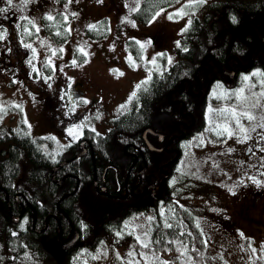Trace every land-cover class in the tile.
Segmentation results:
<instances>
[{"label": "trees", "instance_id": "1", "mask_svg": "<svg viewBox=\"0 0 264 264\" xmlns=\"http://www.w3.org/2000/svg\"><path fill=\"white\" fill-rule=\"evenodd\" d=\"M175 1L177 0H143L134 13V18L140 23H148L160 9ZM209 8L210 11L203 19L192 20L178 50V60L169 68L155 73L139 87L131 109L114 119L105 134L95 133V141L100 144L99 149H96L97 159L108 155V146L103 145L108 141L112 143L111 157H124L123 147L144 142L143 133L146 128L152 126L156 115L163 116L168 113L170 117L177 119L176 114L179 112L172 105L174 101L180 98L179 105H185L187 108L192 102L188 93L191 84L189 80H201V87L205 89L208 97L200 98V116L203 117L200 121L203 123L199 122V125L187 134V141L208 126L206 114L209 101L223 100L220 95L218 98L212 97L214 87L225 88L232 84L228 99L234 102L247 82L244 80L245 74L248 80L264 83V0H216ZM67 25L65 15L59 13L54 19H46V32L57 41L65 42L70 37ZM87 32L94 38L108 35V19H103L97 28ZM203 63L215 64V69L207 72L214 78L204 81V69L196 74L199 64ZM232 63H236V68L232 69L236 72L233 80L229 79L228 74L222 75L223 69L218 66L221 64L229 71ZM244 64L249 65L247 73L243 71ZM214 72L220 74L216 76ZM255 73L261 75H254ZM201 87L197 88L198 92ZM14 112H18V107L0 106V258L3 264H79L83 256L96 253L103 246L112 250L123 249L122 264H207V235L196 213L180 198L181 194L178 195L173 190L170 175L164 181L162 201L150 206L128 209L124 204L110 200L107 204L104 201L99 202L98 199L95 206L102 211L100 216L94 217L96 228L91 230L90 234L89 230L86 231L85 237L69 249L63 250L59 240L60 232L62 231L63 238H66L75 226V198L70 194L61 200V196L65 192H73L75 183L60 186L58 182L65 172L75 173V167L70 162L63 166H58L60 162L53 163L56 158L52 153L45 151L44 138H34L25 122L21 121L17 128L4 125L3 119ZM69 151L71 150L65 152L64 157H68ZM146 153L148 151L145 152L147 158ZM166 154H160L161 167L168 160ZM57 159L60 161L64 158ZM152 167L150 162L147 172L151 171ZM162 178L163 173H160L159 182ZM85 182L87 184L88 180ZM5 191L10 192L11 203L15 201V192H23L31 208L30 232L24 230L22 234L16 235L11 230L12 217L19 215L21 211L20 208L10 209ZM107 206L108 211L103 210ZM61 209L69 217L68 220L63 219L60 225L51 220L52 229L48 231V236L33 232L35 213L38 217V227L41 217V224H44L46 216L59 213ZM148 214L152 216L150 231L144 235V244L148 247H143L144 244L138 241L135 234L128 232V223L140 215ZM23 218L22 224L26 222L25 216ZM123 232L125 235L121 236ZM49 244L61 248V258L46 249L45 246ZM261 244V255L264 256V243Z\"/></svg>", "mask_w": 264, "mask_h": 264}, {"label": "rangeland", "instance_id": "2", "mask_svg": "<svg viewBox=\"0 0 264 264\" xmlns=\"http://www.w3.org/2000/svg\"><path fill=\"white\" fill-rule=\"evenodd\" d=\"M213 1L216 0H177L143 24L134 18L143 0H127L129 19L119 20L109 10L108 35L94 38L87 30L97 28L102 21L103 0L93 6L84 1L79 6L69 0H47L45 19L64 14L70 37L65 42L57 41L46 30L41 31L36 17L38 33L31 39L28 59L32 71L25 74L12 62L3 73L0 71V106L18 107V112L8 114L2 123L17 128L23 121L34 138H45L43 144L63 151L57 130H49V125L59 123L63 129L69 125L63 124L53 111L52 95L59 84L63 93L78 84L85 99L95 96L100 100L103 119L111 115L109 121L95 125L97 132L105 134L114 119L131 109L139 87L178 60V50L192 20L203 19ZM220 108L209 110L206 129L186 143L177 176L183 186L180 198L196 213L207 235V264H264V217L241 216L240 203L245 199L232 191V163L221 155L236 135L264 133V83L247 80L234 103ZM248 115L253 119L248 120ZM241 127L246 131L242 132ZM220 191L226 197L222 198ZM232 200L239 208L234 209ZM151 219L149 214L140 215L128 223V232L142 244L150 231ZM46 249L62 257L59 246L49 244ZM123 253V249L103 246L78 263L122 264Z\"/></svg>", "mask_w": 264, "mask_h": 264}, {"label": "flooded vegetation", "instance_id": "3", "mask_svg": "<svg viewBox=\"0 0 264 264\" xmlns=\"http://www.w3.org/2000/svg\"><path fill=\"white\" fill-rule=\"evenodd\" d=\"M69 1L79 6H81V2L84 1L93 6L102 0ZM103 1L105 2V6L101 8V17L103 19H108L110 23L109 10L118 17L119 20L129 19L127 15V0ZM46 3L47 0H12V3L8 4L7 0H0V9H5V11H0V71H2V73L5 69H8L10 62H12L14 67L19 66V69L25 74L32 71L31 66L28 64L31 53L30 43L32 42L31 39L33 38V34L38 33L35 26L36 17L39 18L41 31L44 32V30H47L46 19L44 17L46 13ZM57 14H55V16ZM235 64L236 63H232L229 66L231 67L229 71L223 68L221 64L218 66L219 69H223L221 71L222 75L228 74L229 79L233 80L236 77V72L232 70L236 68ZM199 65L196 74H199L200 70L204 69V81H206L207 78H214L213 75L210 76L207 72L215 69V64L208 65V63H203ZM248 68V64L243 65L244 73L248 72ZM214 73L216 76L220 74L218 72ZM245 76L247 75L245 74L244 77ZM188 82L191 83L188 89L190 100H192L190 107L187 108L185 105H179L180 98H178V100L174 101L172 104L176 107V111L179 112L176 114V117L178 116L177 119L170 117L168 113L163 116L156 115L152 126L146 128L143 133L144 142L133 146L126 145L123 147L124 157L120 156L115 159L111 157L112 143L110 141L103 144L108 146V155L103 159H97L96 156V149H99L100 144L95 141V133H99L96 131L95 125L104 124L105 121H109L111 117V115L108 114V117L103 119L104 107L100 100L95 96L85 99L84 90L78 84L67 88L66 93H63L60 84L57 85V92H55L54 96L52 95V109L60 116L62 123L69 125V127L63 129L59 123L50 124L49 130H57L60 139L59 142L64 149L59 152L45 144H43V146L46 152L52 153L54 158H56L53 163L60 162L58 166H63L70 162L75 167V173L70 174L65 172L62 179L59 181L61 182L60 186L70 182L75 183L73 192H65L61 196V200H64L70 194H73L75 198V226L71 234L66 238H63V233L62 231L60 232L59 240L63 250L69 249L82 237H85L87 234L86 231L89 230L90 234V231L96 228L94 217L100 216L102 211V209H97V206H95L98 199L99 202L104 201L107 204L108 200L120 205L124 204L128 209L144 205L150 206L152 203L162 201L165 189L163 188L164 181L169 175L172 177L171 185L174 187L173 190L179 194L183 190L182 185H180L177 180V176L180 174L179 162L187 149V134L191 132L199 122V124L203 123V121H200L203 118L200 116V106H202L201 100L208 97L205 89L201 87L203 85L201 80H189ZM199 86L201 87L200 92L197 91ZM232 87V84L225 88L214 87L215 89L212 93V97L218 98L220 95L223 100L220 102H213V100L209 101L206 124L209 123V110H221V105H230L234 103L228 99V94ZM184 88L185 86L183 89ZM201 97L202 99H200ZM210 104H213L214 108L210 109ZM146 131L148 132L145 137L144 134ZM200 133H196L194 137L198 136ZM263 135V132L258 135H236L230 140L226 148L221 150L224 152L221 155L228 158L232 163L233 175L230 185L233 188L232 191L234 194L245 199L242 205L240 203L239 209L243 218L255 217L259 219L264 217ZM192 138L193 137L190 139ZM67 150L71 151H69L68 157H64ZM146 151H148V153H146V156H148L147 158L145 157ZM161 153H167L168 159L162 167L160 166ZM58 157L64 159L58 161ZM150 162L153 167L151 171L147 172ZM160 173H163V178L159 182ZM86 180H88L87 184L85 182ZM220 193L222 198L226 197V194H223L222 191H220ZM4 195L11 206V210L20 208L21 211L19 215L13 214L14 218L20 217V219L17 223L13 222L11 230L16 235L22 234L24 230L30 232L31 224L29 211L31 208L23 192L18 191L13 194L14 203H11L12 199L10 192L5 191ZM231 202L233 203L234 209L239 208L236 201L232 200ZM103 210L108 211V206ZM34 215L33 232L44 236H48V231L52 229V226L50 227L51 220L57 221L60 225L63 219H69L61 209L59 213H51L46 216L44 218V224H41V222H43V217H41L40 225L36 227L38 217L36 213ZM24 216L26 222L22 224ZM105 217L108 222V214H106ZM103 225L104 224H102V226ZM75 237H77L76 242L70 244L67 248H63L64 245L69 244ZM45 247H47V245Z\"/></svg>", "mask_w": 264, "mask_h": 264}, {"label": "snow or ice", "instance_id": "4", "mask_svg": "<svg viewBox=\"0 0 264 264\" xmlns=\"http://www.w3.org/2000/svg\"><path fill=\"white\" fill-rule=\"evenodd\" d=\"M7 2H8V4H11V3H12V0H7ZM200 2L203 3L204 0H200ZM0 11H5V9H0ZM177 15H182V13H177ZM171 18H172V17L169 16V19H171ZM48 19H52V17L49 16ZM233 22H235V17H233ZM254 75H261V74H260V73H255ZM244 80H248V77L245 76V77H244ZM237 95H239V94H237ZM247 119H248V120H252L253 117H252L251 115H248V116H247ZM261 126L264 127V125H261ZM237 127H240V125H239V120H237ZM70 131H71V130H70ZM225 131H228V129H225ZM241 131L243 132V131H246V130H245L244 128L241 127ZM231 134H232V133L229 131V135H231ZM143 247H148V245H147V244H144ZM129 255H132V253H129ZM162 264H163V262H162Z\"/></svg>", "mask_w": 264, "mask_h": 264}, {"label": "water", "instance_id": "5", "mask_svg": "<svg viewBox=\"0 0 264 264\" xmlns=\"http://www.w3.org/2000/svg\"><path fill=\"white\" fill-rule=\"evenodd\" d=\"M147 132L148 131H146L145 134H144L145 137H146ZM58 184H61V182H58ZM19 219H20V217H15V218L13 217V222L17 223L19 221ZM76 240H77V237H75L69 244L64 245L63 248H67V246H69L70 244H73L74 242H76Z\"/></svg>", "mask_w": 264, "mask_h": 264}]
</instances>
